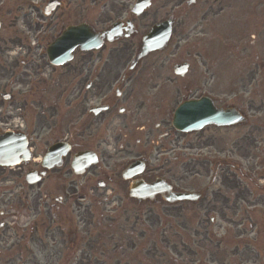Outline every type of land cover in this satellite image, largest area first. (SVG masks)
Here are the masks:
<instances>
[{"label":"flooded vegetation","instance_id":"1","mask_svg":"<svg viewBox=\"0 0 264 264\" xmlns=\"http://www.w3.org/2000/svg\"><path fill=\"white\" fill-rule=\"evenodd\" d=\"M188 1L0 0V22L11 18V14L13 19L22 17L24 38L35 40V47L29 41L23 52L26 49L39 52L35 59L8 57L0 62V135H24L30 155V161L15 168H0L9 171L0 183L12 179L14 189L23 188L22 176L34 177L33 187L37 200H41V219L45 221L42 230L51 241L47 248L55 255L61 253L62 264H70L71 256L81 253L78 246L83 242L94 251L96 230L106 233L109 241L115 240V235L122 236L128 240L125 245L135 248L133 240L138 237V222L152 221L151 211L141 213L135 209L142 202L129 193L132 182L138 178L127 181L123 173L135 161H142L147 167L151 162L149 151L137 152L131 143L140 145L144 141L159 148L165 141L173 140L168 130L170 104L177 103L183 89L192 99L196 97L197 91L193 92V86L188 84L194 67L187 51L190 32L175 36L173 31L183 26L185 31L184 19L190 14V7L200 2L186 6L190 10L185 11L183 4L187 5ZM138 3L147 9L140 12L136 9ZM7 8L11 11L7 12ZM212 12L215 10L204 12L201 19ZM169 20L174 26L166 46L139 58L143 38L153 27ZM84 26L94 35L114 30L111 36L99 40V48L89 51L76 48L71 62L53 67L47 57L49 46L67 30ZM87 30L83 37L90 35ZM258 32L249 31L251 54L246 52L244 58V61L249 57L255 60L254 69L248 70L249 77L253 75L252 81L264 75V69L259 74L264 59L255 49ZM198 46L202 69L195 79L200 78L202 86L208 87L210 58L205 42ZM234 50L240 51L238 46ZM7 54L10 56L11 51ZM185 65H189L187 74L179 76L177 67ZM263 106L260 103L254 108L259 111ZM236 109L240 111L239 107ZM228 131V128L210 127L194 135L192 148L196 189L201 194L198 209L203 247L206 254H217L220 264H231L236 255L245 257L233 264H264V249H261L264 248V171L250 176V172L242 174L245 169H234L232 162H227ZM162 149L163 153L167 150ZM202 151L208 152L202 156ZM221 155L224 163L217 161ZM248 156L242 155L246 164ZM252 170L255 172V167ZM157 178L148 172L143 182L153 183ZM159 198L165 201L162 196ZM243 211L246 216L240 215ZM254 212L262 213L258 234L254 224H249V232L240 230L246 221H253ZM92 215L97 218L95 223ZM213 225L218 226V234L209 236V227ZM55 233L59 239L54 237ZM112 248L118 249V244ZM85 253L83 250L82 254Z\"/></svg>","mask_w":264,"mask_h":264},{"label":"rangeland","instance_id":"2","mask_svg":"<svg viewBox=\"0 0 264 264\" xmlns=\"http://www.w3.org/2000/svg\"><path fill=\"white\" fill-rule=\"evenodd\" d=\"M166 1L169 2L172 0ZM12 6L17 8L15 4ZM248 8H251V10L249 11ZM184 9L186 11L185 7ZM212 9L215 12L201 19L204 11ZM5 10L9 12L11 8ZM217 10L223 11L222 13H218ZM7 16L9 17L10 13ZM12 16L13 14H11V18L3 21V27L0 31V62L7 61L8 57L19 60L38 58L36 55L38 51L34 50L30 52L29 49H26V54H23V51H18L19 54L14 57H10L7 54L10 51H16L20 47L27 48L24 38L26 29L23 27V18L13 19ZM184 20L187 23L185 31H182L184 26L182 28L176 27L173 31L175 36L180 35L181 32H190L187 51L190 54V61L194 67L191 72V78L189 79V86L192 87L195 84L193 92L197 91V96L203 95L204 90L207 89L201 87L202 83L200 78L195 79V76L201 74L202 69V62L199 57L201 51H199L198 45L204 41L205 49L214 54L211 57L208 55V58H210L208 60V92L211 91L210 94L213 95L215 104L220 107H226L227 104H234L233 102H236L247 114V118H249L248 125L229 130L227 135L230 136V148L236 153L234 157H242L243 154H250L246 167L251 170V165L256 157L259 156L260 160L264 158V147H260V144L264 143V106L257 112L249 108V104L254 103L256 107L258 103H264V75H261L262 79L260 76H257L255 81L248 83L245 87L243 86L242 78H247L249 74L248 70L250 68L254 69L256 65L253 57H249L248 60L244 61L246 52L251 54L250 44L252 38L249 36V31H260L258 32L259 35L256 36L257 42L255 49L264 59V0H202L201 5L191 8L190 14ZM260 21L261 24L259 23ZM30 45L31 47L33 45L32 39L30 40ZM235 46H238L240 49L238 53L234 50ZM218 51L219 54L216 56L215 54ZM259 68L261 74L262 69H264V61L263 66H259ZM211 75H214L212 79H210ZM178 84L179 86L181 85L179 81ZM191 96L190 93L186 94L183 89L179 94L177 103L179 104L185 98L188 99ZM175 105L176 103L174 102L170 104L171 112H173ZM168 128L171 129V127ZM223 133L226 134V132ZM171 135L174 139L165 141L164 144H160L159 148L155 147V145L152 146L151 143L145 144L144 141L140 145H135L132 142L131 147L137 152L149 151L147 155L151 156V162L147 169L149 173H152L154 176L168 177L171 182L172 179H181V187L194 190V185L190 184V182L193 184L195 174L193 162L195 159V151L190 147L193 137H190L191 135L189 134L172 133ZM177 139L180 141L179 144L173 143ZM239 142L242 147L234 148L235 146L233 145L239 144ZM245 147H247L246 151H244ZM162 148L167 150L163 153ZM257 149L260 151V154L255 151ZM161 158H164V160L162 161ZM263 170L264 162L261 165V171ZM7 173L9 171H5L4 173L0 171V177L5 178ZM184 176L188 178L186 183L185 180H182ZM20 181L23 188L13 190L14 192L10 194V187H16V185H13L14 182L12 179L6 180L1 186L6 191L5 193H0V213L4 214L1 221L6 224V227L0 229V264H59L61 257L51 256L48 258L50 252L47 248H44V244H50V240L45 239V235L43 236L42 229L40 228L39 216L42 208L40 205L41 200H37L36 197V189L26 185L23 176ZM174 184L176 185V183ZM161 203L159 201L155 205L145 203L139 206L141 213L151 211L152 221L145 222L143 220L140 222L141 227H139V232H137L139 242L134 240V247L136 248L133 250L126 243L125 247H128V250H120L119 259L123 263L127 261L125 264H211L214 258L217 260H213V264H220L217 254L212 256L207 254L206 257H203L201 253L203 249L200 248L199 239L195 238L193 240L191 243L193 245L190 249L182 244V240L179 239L180 236L184 235V232L195 237L203 235L202 229L198 232V226L193 223L198 219L199 212L197 206L188 203L177 204L175 207H171L170 205L165 207L162 203V208ZM245 210L249 212L247 208ZM166 217H170L169 219H172L176 223L175 226H178V222L181 221L187 222L188 226H186V229H175L173 231L174 234L168 231L165 241L161 237L160 231H157V226H159L158 229H161ZM261 218L262 213H255L252 219L253 221H246L247 224L244 223V226L240 230L245 229V231L249 232V224H254L255 234H258L260 231L259 226L262 224ZM92 222H95L93 215ZM32 225H35L36 228L31 229ZM152 225L155 226L153 227ZM217 227V225L210 226L209 230L211 229L217 234ZM176 232H179V235ZM144 234L146 236L140 239V235L142 236ZM56 236L57 233L55 234ZM95 238L96 241H93V248L96 251L95 254L94 251L86 248L83 242L78 246L81 253L76 258L79 259L82 257L83 259L81 260L88 259L90 264H115L114 260L116 259L113 258V255L116 252H112L113 248L111 246L116 242L107 239L104 240V237L100 236L99 232L96 233ZM116 240L121 245L120 239L117 238ZM29 241L30 244L28 245ZM154 241H157L156 245H154ZM102 244H104V248L110 251L109 258L107 257V251H104V248L101 246ZM143 249L145 251L143 254H140V257L143 256L146 260L144 262H133L131 259L137 258V255ZM261 249L263 250L264 248L262 247ZM83 250L86 251L85 254H82ZM179 253H182V258L174 256V254L178 255ZM87 255H89L88 258H86ZM170 255L174 256L178 260V263L174 262L170 258ZM148 257H153V260L150 261ZM243 257L245 255L233 256L230 263H236L237 259H243Z\"/></svg>","mask_w":264,"mask_h":264},{"label":"water","instance_id":"3","mask_svg":"<svg viewBox=\"0 0 264 264\" xmlns=\"http://www.w3.org/2000/svg\"><path fill=\"white\" fill-rule=\"evenodd\" d=\"M166 31H168V34L166 38L169 37V29L165 25ZM163 28L155 29L152 32V35L149 36V38L144 39V44L146 45L147 49H155L160 46L161 43V35L163 32H161ZM78 44L84 45L85 42H79ZM59 43L54 44L53 48L50 52V57L57 58V57H64L66 55H69L70 51L75 48V45L70 46H64L62 49H58ZM64 53V54H62ZM231 114L228 113H222V111L215 110L212 102L208 99L194 102V103H186L182 108L178 110L176 115L174 116V123L173 126L176 127L181 132H192L199 129L204 128L207 124H215V125H227L229 124L233 118L230 116ZM17 140H13L11 137H0V166H9V165H15L11 164L9 160L12 157V151L15 147H19L14 145L13 143ZM22 152L24 153V148L22 146ZM142 167L139 165L133 167L132 169L128 170V175H125L126 177H133V175L140 174L142 172ZM170 188L167 186H163L161 181L155 182L153 185H146L145 183H134L131 193L132 195H137L139 197H142L145 199L148 195H150L151 198H153L154 195L158 191H166ZM170 202H177V201H196L197 197L193 194H173L170 193L169 199Z\"/></svg>","mask_w":264,"mask_h":264}]
</instances>
